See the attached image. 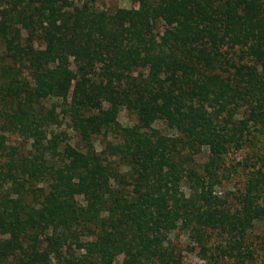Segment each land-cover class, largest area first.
Returning a JSON list of instances; mask_svg holds the SVG:
<instances>
[{
	"label": "trees",
	"instance_id": "16d2710c",
	"mask_svg": "<svg viewBox=\"0 0 264 264\" xmlns=\"http://www.w3.org/2000/svg\"><path fill=\"white\" fill-rule=\"evenodd\" d=\"M127 1L0 0V264H182L176 229L252 259L264 171L238 206L212 190L264 134V0Z\"/></svg>",
	"mask_w": 264,
	"mask_h": 264
},
{
	"label": "rangeland",
	"instance_id": "374dc122",
	"mask_svg": "<svg viewBox=\"0 0 264 264\" xmlns=\"http://www.w3.org/2000/svg\"><path fill=\"white\" fill-rule=\"evenodd\" d=\"M133 5L127 0H102L101 6L105 9H112L130 8ZM221 52L228 62L229 60L236 64L241 62L242 52L240 49L224 47ZM118 121L122 126L135 125V117L125 110L119 113ZM153 127L168 136L177 134V130H168L162 122H155ZM254 135L255 139L247 142L242 148L228 150L222 157L221 166L215 170L218 183L212 190V196L218 204L238 206L246 183L251 177L250 174L258 168L264 171V134ZM205 160L206 151L202 149L195 156V162L201 166ZM217 232L214 231L207 241L210 251L205 253L206 257L201 254V249L196 245L195 240L191 239L189 234L182 229H176L168 235V245L180 253L182 264H206L208 262L211 264L212 261L207 262V258L213 254L214 247L222 242V235ZM246 237L248 247L252 252V259L242 264H264V215L260 220L254 222L252 228L246 233Z\"/></svg>",
	"mask_w": 264,
	"mask_h": 264
}]
</instances>
